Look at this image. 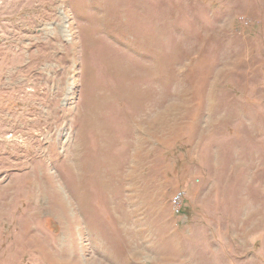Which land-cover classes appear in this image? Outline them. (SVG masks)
Instances as JSON below:
<instances>
[{
	"label": "rangeland",
	"instance_id": "374dc122",
	"mask_svg": "<svg viewBox=\"0 0 264 264\" xmlns=\"http://www.w3.org/2000/svg\"><path fill=\"white\" fill-rule=\"evenodd\" d=\"M0 264H264V0H0Z\"/></svg>",
	"mask_w": 264,
	"mask_h": 264
},
{
	"label": "built area",
	"instance_id": "2783aa9c",
	"mask_svg": "<svg viewBox=\"0 0 264 264\" xmlns=\"http://www.w3.org/2000/svg\"><path fill=\"white\" fill-rule=\"evenodd\" d=\"M183 193L181 191L176 192L172 198H171V204L173 207H180L181 199H182ZM179 210V209H178Z\"/></svg>",
	"mask_w": 264,
	"mask_h": 264
}]
</instances>
